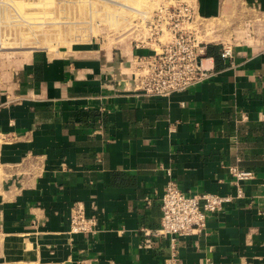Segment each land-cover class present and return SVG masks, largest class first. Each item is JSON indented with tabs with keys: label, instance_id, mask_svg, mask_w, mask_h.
<instances>
[{
	"label": "crops",
	"instance_id": "1",
	"mask_svg": "<svg viewBox=\"0 0 264 264\" xmlns=\"http://www.w3.org/2000/svg\"><path fill=\"white\" fill-rule=\"evenodd\" d=\"M196 6L264 14V0ZM210 45L208 79L165 98L124 89L105 61L33 51L0 92V162L24 173L0 206V264H163L168 241L142 248L141 228L160 226L164 188L228 194L231 168L254 174L245 199L181 239L179 264H264V38L228 62ZM74 202L95 236L70 233Z\"/></svg>",
	"mask_w": 264,
	"mask_h": 264
},
{
	"label": "built area",
	"instance_id": "2",
	"mask_svg": "<svg viewBox=\"0 0 264 264\" xmlns=\"http://www.w3.org/2000/svg\"><path fill=\"white\" fill-rule=\"evenodd\" d=\"M255 15L257 17L244 23L248 34L255 39L253 44L264 38V14L254 12ZM197 19L206 20L199 14L196 0H160L155 9L146 11L142 18L138 17L142 33L138 30L140 26L135 24L136 34L133 35L139 37L134 44L125 52L119 48L111 49L113 53L105 64L109 66L112 78L128 91L162 98L203 83L212 72L205 64L210 44L200 38L194 26ZM255 26L258 31L262 30L259 36L252 31ZM241 43L247 45L243 41L216 43L220 47V58L225 62L233 59L234 49ZM121 68L127 72L120 73ZM230 174L234 191L228 194L189 195L175 183H169L161 198L160 226L153 230L141 228V247L149 249L160 239H166L169 255L163 264H179L181 239L203 234L210 215L245 199L244 183L252 180L254 174L235 168L230 169ZM69 231L87 236L97 234L96 220L87 215L81 202H74L70 207Z\"/></svg>",
	"mask_w": 264,
	"mask_h": 264
},
{
	"label": "rangeland",
	"instance_id": "3",
	"mask_svg": "<svg viewBox=\"0 0 264 264\" xmlns=\"http://www.w3.org/2000/svg\"><path fill=\"white\" fill-rule=\"evenodd\" d=\"M159 1L0 0V92L35 50L56 56L69 54L71 59L91 62L98 59L106 62L112 48L125 52L139 37L133 35L135 24L142 33L138 17L155 9ZM242 9L232 17L197 19L194 26L200 38L207 44L240 41L253 44L255 39L244 23L257 16ZM252 31L259 36L262 30L259 32L255 26ZM119 72L127 71L121 68ZM21 172L0 162V206L13 197L24 176Z\"/></svg>",
	"mask_w": 264,
	"mask_h": 264
},
{
	"label": "trees",
	"instance_id": "4",
	"mask_svg": "<svg viewBox=\"0 0 264 264\" xmlns=\"http://www.w3.org/2000/svg\"><path fill=\"white\" fill-rule=\"evenodd\" d=\"M210 47H213L212 45H209L208 47H207V55H211L213 52H211L209 49H210Z\"/></svg>",
	"mask_w": 264,
	"mask_h": 264
},
{
	"label": "bare ground",
	"instance_id": "5",
	"mask_svg": "<svg viewBox=\"0 0 264 264\" xmlns=\"http://www.w3.org/2000/svg\"><path fill=\"white\" fill-rule=\"evenodd\" d=\"M109 1H110V0H109ZM127 1H129V0H127ZM114 3H115V2H114ZM120 3H121V2H120ZM111 4H112V3H111ZM115 4H116V3H115ZM115 4H114V5H115ZM115 6H116V5H115ZM130 7H131V4H130ZM132 7H134V6H132ZM134 8H135V7H134ZM130 12H131V11H130ZM138 15H139V14H138ZM48 22H50V21H48ZM58 22H59V21H58ZM60 22H61V21H60ZM60 22H59V23H60ZM30 23H32V22H30ZM30 23H29V24H30ZM41 24H43V23H41ZM39 25H40V23H39ZM36 27H37V26H36ZM112 27H113V26H112ZM114 27H115V26H114ZM117 29H118V28H117Z\"/></svg>",
	"mask_w": 264,
	"mask_h": 264
}]
</instances>
